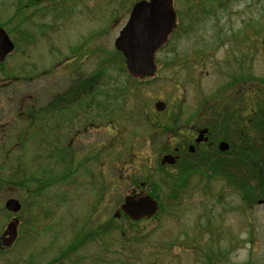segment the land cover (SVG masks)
<instances>
[{
  "label": "rangeland",
  "instance_id": "obj_1",
  "mask_svg": "<svg viewBox=\"0 0 264 264\" xmlns=\"http://www.w3.org/2000/svg\"><path fill=\"white\" fill-rule=\"evenodd\" d=\"M136 1L0 0V22L15 45L0 64V234L10 218L19 220L15 245L0 249V264H264V189L248 207L225 180L194 176L173 204L160 185L167 181L163 147L195 137L203 124L196 119L208 122L216 111L247 115L251 91L264 88L255 80H264V53L247 58L243 77L251 75L250 83L240 74L230 83L239 51L250 56L254 45L264 52V0H233L216 14L210 7L217 0H208L204 15L197 1L205 0H174L178 25L155 56L153 80L140 82L128 79L113 48ZM18 6L27 19L12 20ZM97 73L85 83L90 113L83 104L65 107L75 87ZM157 101L166 104L163 112L155 111ZM219 102L225 104L215 110ZM48 104L50 119L42 109L35 119L31 110ZM32 116L29 133L25 120ZM174 120L188 127L171 136L161 125ZM89 121L81 128L88 133L68 135ZM145 178L161 187L160 216L134 225L114 219ZM9 199L20 202L18 213L4 209ZM107 223L116 229L92 233ZM84 235L86 243L61 258ZM141 236L146 243H135Z\"/></svg>",
  "mask_w": 264,
  "mask_h": 264
},
{
  "label": "trees",
  "instance_id": "obj_2",
  "mask_svg": "<svg viewBox=\"0 0 264 264\" xmlns=\"http://www.w3.org/2000/svg\"><path fill=\"white\" fill-rule=\"evenodd\" d=\"M51 1H52V5H56L59 2L62 3L64 0H51ZM211 3L212 2H209L208 0L200 1V2L197 1L198 4L197 7L199 8L198 11L200 12L201 15L210 13L208 8L212 6ZM18 4H19V0H17V5ZM231 4H233V0H217L215 5L210 7V9L211 10L214 9L215 10L214 13L216 14L226 9L227 7L231 6ZM25 6H31L30 2L27 1V4ZM23 8L24 6L17 7L15 14L12 16V20L22 21L24 19H27V17H22ZM1 25L4 26L3 23H1ZM217 40H219V38ZM218 47H220V42L218 43L217 48ZM116 54L120 57V60L123 63V59L121 58L120 54L118 52H116ZM193 61L196 62V60ZM123 70L124 72H126L125 68ZM99 74L100 73H97L96 75L87 79L83 83V86L81 88L75 89L73 100L77 99L76 92H78L80 89H82L83 93L87 95V86L85 85V83H87V81H89V83L93 82L98 76H100ZM250 76L246 77L248 83L254 79L252 76L251 77ZM128 79H131L132 81L140 82L139 80L132 79L130 77H128ZM255 80H257L261 84H264V80L262 79L257 78ZM233 82H237L236 78H234V75L232 76V79L230 81L231 85L233 84ZM123 88L124 87L122 86L121 90ZM257 89L258 87L251 91L252 95L250 94L251 97L250 109L248 111V116L251 119V123L249 126V130L251 131L250 139L254 141L259 140L260 137H258V135L263 136L262 129H264V121L262 122L261 119L257 118V117H262V118L264 117V88L260 90ZM219 105L221 106L222 103H220ZM47 108L48 106H45L40 109L38 108L31 111L34 113H38L40 112L41 109L42 111H47ZM222 116H225L226 119L222 120L220 118ZM222 116L217 114L218 118H214L211 122H208L206 124L213 131L215 138L218 139L219 138L226 139L227 131L230 129L232 125L231 124L229 126L228 123L229 122L228 118L229 120L231 119L230 115H228L227 113L225 114L223 113ZM196 120L200 121V119H196ZM176 129H177L176 120H174L173 123H170V126H166L164 128V130H166L169 133L176 131ZM245 144L247 146V143ZM241 145L242 147H238V146L233 147V149L237 151L231 152L229 150L224 153H220L215 150L209 152L211 149L209 151H206L204 149H198L194 154H184V158L181 161L177 162L173 167H169L170 169L174 170V173L170 174L167 171H165L163 168L164 171H161V173L166 174L165 178L167 179V181L165 182L160 181L162 183L160 185H164L168 189V192L165 195V198L168 201L167 203H171V204L176 203L178 201L177 199H179V195L182 189L188 184V182L191 179L194 178V176L197 177L204 176L209 181L225 180L227 183L234 186L233 191L237 193V195L242 199V201L246 204V206L251 207L253 205V202L255 201L256 193H259L257 190L264 189V183H263L264 170L262 164L264 144L261 147L257 146L258 147L257 149H255L256 148L255 146L246 149L245 145L243 144ZM160 185L153 183L155 194H158L156 198H158L159 202L161 203L162 198L159 192L162 194V190ZM161 211H162V204L160 205V209L155 219H157V217L160 216ZM111 221L113 223V219H111L109 222ZM132 224L134 225V223ZM115 229L116 228L109 226V223H107L106 226H101L93 230L92 233L101 235L104 232L108 233ZM121 230L124 232L123 239H125L124 236H126L125 235L126 233L123 224L121 225ZM144 238H145L144 236L136 237L135 243L145 244L146 242L144 241ZM82 243L83 244L86 243L85 235L81 239H79V241H77L75 244H71L68 248H66L61 258L67 257L69 253L79 248Z\"/></svg>",
  "mask_w": 264,
  "mask_h": 264
},
{
  "label": "water",
  "instance_id": "obj_3",
  "mask_svg": "<svg viewBox=\"0 0 264 264\" xmlns=\"http://www.w3.org/2000/svg\"><path fill=\"white\" fill-rule=\"evenodd\" d=\"M175 27V13L172 0H142L137 2L129 14L128 20L114 39L113 46L124 58L127 72L133 78H149L156 70L155 53L166 43L168 36ZM13 50V44L6 32L0 27V62ZM157 111L165 108L163 102L154 105ZM205 129L198 133L196 142L204 141ZM220 151L227 149L225 142L219 144ZM193 150V147H190ZM171 155H164L161 164H173ZM5 208L17 212L20 205L16 200H8ZM157 202L150 195H127L120 206L124 215L133 221L150 218L157 211ZM116 217L119 212H116ZM17 221H10L2 235L0 245L10 247L16 239Z\"/></svg>",
  "mask_w": 264,
  "mask_h": 264
},
{
  "label": "flooded vegetation",
  "instance_id": "obj_4",
  "mask_svg": "<svg viewBox=\"0 0 264 264\" xmlns=\"http://www.w3.org/2000/svg\"><path fill=\"white\" fill-rule=\"evenodd\" d=\"M257 118L261 119L262 122L264 121V118L262 117H257ZM231 121H232V125H231L230 131L228 133V138L226 141V143L228 144V148L233 152L235 151L233 147H236V146L242 147L241 144H243L245 145L246 149H249L251 146L250 145L246 146L245 139L249 140V136H250L249 134L251 132L249 130V126L251 123V119L249 118V116L245 118L241 115L235 114V116H232ZM86 124L82 123L80 127H84ZM80 127H78L76 132H74L75 135H84L85 132L84 131L82 132V129ZM71 132L73 131H70L69 133ZM258 137H261V135H258ZM207 139L208 138H206V140ZM142 190L143 188L136 187L130 192V194H134V193L136 194L137 192H141Z\"/></svg>",
  "mask_w": 264,
  "mask_h": 264
}]
</instances>
